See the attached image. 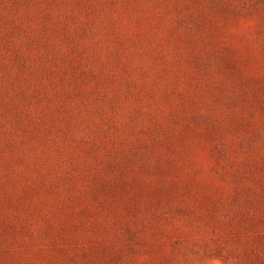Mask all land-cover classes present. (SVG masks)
Instances as JSON below:
<instances>
[{
	"label": "rangeland",
	"instance_id": "rangeland-1",
	"mask_svg": "<svg viewBox=\"0 0 264 264\" xmlns=\"http://www.w3.org/2000/svg\"><path fill=\"white\" fill-rule=\"evenodd\" d=\"M0 264H264V0H0Z\"/></svg>",
	"mask_w": 264,
	"mask_h": 264
}]
</instances>
